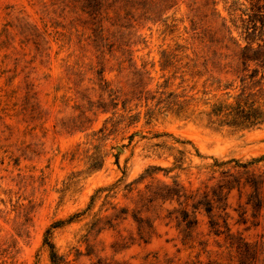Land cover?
I'll return each instance as SVG.
<instances>
[{
  "label": "rangeland",
  "instance_id": "rangeland-1",
  "mask_svg": "<svg viewBox=\"0 0 264 264\" xmlns=\"http://www.w3.org/2000/svg\"><path fill=\"white\" fill-rule=\"evenodd\" d=\"M258 14L0 0V264H205L264 241V123L203 114L256 66L239 26Z\"/></svg>",
  "mask_w": 264,
  "mask_h": 264
},
{
  "label": "trees",
  "instance_id": "trees-1",
  "mask_svg": "<svg viewBox=\"0 0 264 264\" xmlns=\"http://www.w3.org/2000/svg\"><path fill=\"white\" fill-rule=\"evenodd\" d=\"M248 1L255 12L261 13L258 15L262 16H257L258 18L251 16L253 18L251 20H240L239 27L242 29L241 37L244 41L240 58L242 64H246V61H254L256 66L247 76L239 78L237 93H225L226 99L215 100L210 110L206 113L203 112L209 123L222 122L236 130L251 129L264 123V0ZM233 40L240 44L239 40ZM259 71L260 77L256 78ZM188 103L187 101L183 103L186 108H188ZM184 106L182 105L183 108H185ZM253 188L258 193L259 183L253 185ZM233 238L234 242L224 246L226 251L217 252L216 257H210V252H207L209 255L205 264H224L223 255L228 257L229 264H235V262L238 264H264L263 240L251 243L241 236L233 235ZM197 263L201 264L202 262Z\"/></svg>",
  "mask_w": 264,
  "mask_h": 264
}]
</instances>
